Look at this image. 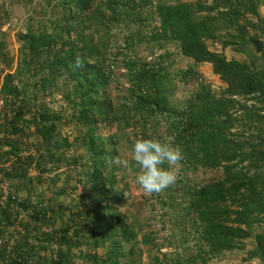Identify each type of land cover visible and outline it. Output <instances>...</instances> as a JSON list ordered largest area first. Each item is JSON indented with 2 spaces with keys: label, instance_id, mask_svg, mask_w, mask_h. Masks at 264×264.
Masks as SVG:
<instances>
[{
  "label": "trees",
  "instance_id": "1",
  "mask_svg": "<svg viewBox=\"0 0 264 264\" xmlns=\"http://www.w3.org/2000/svg\"><path fill=\"white\" fill-rule=\"evenodd\" d=\"M45 2L48 6L54 3L53 14L54 9L63 10L62 19L49 20L54 26L50 28L52 32L44 26L38 31L30 28L25 35L18 36L22 44L20 55L26 56L17 63L15 74L5 76L1 87V95L6 99L3 111L10 112V117L3 121V130L13 136L10 141L6 140L9 151L5 154V161L12 162L9 160L11 157L19 162L29 160L28 167L31 166L32 157H21L22 149L18 144L32 126L49 147L57 144L59 135L55 131V122L62 120L61 116L46 111L32 114L27 110L31 105L28 104V94L31 91L49 92L57 80L56 76L44 77L41 89L36 87L35 81L33 85L30 83L36 77L34 63L48 57L45 68L54 73L64 70L75 82L71 91L65 93V99L79 110V119L85 126V146L92 154L90 161L82 165L84 175L81 183L90 188L91 193L85 196L86 200L83 199L81 205L80 201H71L62 207L54 200L52 205L43 207V201H39L34 207L29 219L40 224L41 228L39 230L35 226L37 234L33 233L31 237L41 245L60 243V248H66L68 252L55 258L48 254L49 248L41 247L38 264H78L71 253L78 247V238L84 236V231L80 229L71 236L69 223L50 230L55 224L54 216L57 213L65 215L64 210L70 211V223H77L79 218L93 219L88 231L95 248L104 247L106 243L110 245L106 260L94 255L95 264H122L126 254L130 256L136 252L137 235L119 215L117 206L123 193L121 188L117 190L113 181L114 171L110 177L105 172L110 158L118 156L119 132L104 137L100 130L103 125L111 128L120 121H124L125 128H128L130 119L139 116H142L141 120L135 123L142 126L141 133L145 139H155L147 135L150 119L155 122L160 116L171 119L167 135L172 138V145L182 149L184 168H202L220 175L217 181L190 191V205L186 211L194 215L193 222L199 232L197 258L208 264L209 259L219 258L226 252L245 250L246 243L250 241L253 248L248 252V259L264 264V45L262 56L249 54L247 64L228 60L223 52H212L208 44L209 41L219 43L223 49L236 45L246 48L252 44V40L257 38L249 35L244 24L247 16H259L258 10L264 5V0H212L211 5L205 1L188 3L177 0L172 3L162 1L156 6L150 3L151 0ZM155 16L160 27L149 37H142L138 31H143L145 22ZM247 25L251 23L248 21ZM126 30L128 35L118 45L115 58H125L122 67L127 70L130 90L124 102L114 107L107 93L113 75L107 57L113 48V39L116 40L115 34ZM262 32L264 34L263 29ZM161 42L173 43L180 54L193 61L196 67L211 64L214 74L226 86L220 96L202 84L184 107H174L170 99L175 86L173 78L171 81L164 74L159 63L141 64L127 53L133 46L143 43L150 47L158 44L161 48ZM58 44H61V51L54 54ZM182 75L184 79L199 78V73L191 68ZM16 81L22 85L15 84ZM28 114L31 115L29 119L26 118ZM65 146L71 147L68 143ZM51 162L58 164L61 159ZM35 166L42 175V167L45 166L42 156ZM21 167L26 174L28 167ZM2 171L9 179L20 177L19 169L14 166L11 172ZM52 182L54 184L55 179ZM64 193L62 189L58 196ZM11 201L19 209L30 207L27 201H19L17 197H11ZM61 208H64L63 214L58 212ZM2 216L6 218L5 211ZM119 236L126 244H131L130 250L123 251ZM144 238L145 244L152 241L148 236ZM22 246L29 254L37 249L36 245L28 248L24 243L20 248L16 247V253L19 254ZM20 259L23 260L22 257ZM14 262L21 264L18 259ZM168 262L179 264L176 259ZM155 263L164 264L158 259Z\"/></svg>",
  "mask_w": 264,
  "mask_h": 264
},
{
  "label": "rangeland",
  "instance_id": "2",
  "mask_svg": "<svg viewBox=\"0 0 264 264\" xmlns=\"http://www.w3.org/2000/svg\"><path fill=\"white\" fill-rule=\"evenodd\" d=\"M162 1L172 3L177 0H151L150 3L156 6L157 3ZM183 1L188 3L205 1L209 5L212 3V0ZM46 2L45 0H0V257L4 258L0 259V264H16L14 262L16 259L21 264H24L25 261H29L25 264H38L41 247L49 248L48 254L55 256V258H59L60 253L68 254L65 251L66 248H62L64 251L60 248V243L41 245L38 243L39 241L34 240L31 235L33 233L37 234L35 226L39 230L41 226L30 221L29 218L39 201H43V207L52 205L54 200L59 205H66L71 201H76V203L80 201L81 205L85 196L91 193L90 188L81 183L84 175L82 165L90 161L92 154L86 150L84 137L87 134L85 133V126L79 119V110L75 109L65 99V93L71 91L75 82L64 70L54 73L49 68H45L48 57H42L40 62L36 61L34 63L33 68H37L36 77L30 83L33 85L35 81L37 83L36 87L41 89V79L44 77L56 76L57 80L52 90L49 91L50 93L31 91L28 94L30 102H27L31 105L27 110L31 111L32 114L36 111H46L48 113H58L61 116L62 120L55 122V131L59 135L56 140L57 144L54 147H49L50 145L44 142L43 137L32 126L30 130L26 131L18 144L22 149L21 157H32L31 166L28 167L29 160L19 162L17 159L14 161L12 157L9 159L12 162H6L7 157L5 154L9 151L6 140L10 141L13 136L9 131L3 130V121L5 118L10 117V112L3 111L6 99L1 95V87L5 76L15 74L17 63L21 62L26 56V54L20 55L22 44L19 42L18 36L25 35L30 28L33 31H38L44 26L52 29L54 26L49 23V20L62 19L63 10L54 9L53 14L51 11H53L52 5L54 3L48 6ZM258 14V17L247 16L248 20L244 24L249 35L257 38L252 40L253 46L252 44L246 45V49L236 45L223 49L221 44L209 41L210 50L212 52H223L228 60L247 64H249V54L261 57L263 51L258 53L253 41L260 40L264 45V34L262 32V29L264 30V5L259 8ZM248 21L251 23L250 26L247 25ZM158 27H160V22L155 16V18H149L142 27L143 31H138V33L142 37H149ZM51 29L50 32H52ZM127 35V30L115 34L116 40L113 39L114 45H112L113 48L109 51L107 57L108 64L112 66L110 71L113 74L107 93L114 107L121 105L124 102L123 99L129 96L130 83L126 77L127 70L122 67L125 58H115L118 45ZM161 43L163 45L161 48L158 44L151 47L145 43L139 44L133 46L127 53L129 57L137 59L141 64L156 65L159 63V67L162 68L164 74L171 81L173 78L175 86L170 99L174 107H184L191 97L199 91L202 84L209 86L216 96H220L226 86L214 74L211 64L204 63L196 67L193 61L180 54L173 43ZM60 49L61 44H58L53 50L54 54L60 52ZM190 68L199 73V78H183L182 74ZM15 84L22 85L20 81H16ZM34 95H36L35 101L33 99ZM32 102L34 106H32ZM41 105H44L43 108ZM26 118H31V115H26ZM141 118L142 116L132 117L128 128H125L124 121H120L116 122L111 128L103 125L100 130L101 136L104 137L119 132L118 156L114 159L110 158L105 172L106 176L110 177L111 172L114 171L113 181L116 182L117 190L121 188L120 190L123 193V198L117 204L119 215L132 227L137 235L135 241L136 254H131L132 258L126 254L123 257L122 264H156L155 259L164 264H171L168 261L175 259L179 264H203L201 259L197 258L200 250L197 243L199 232L196 223L193 222L194 215L188 214L186 209L190 205V191L217 181L220 175L217 172L203 170L202 168L185 169L181 164L178 179L174 185L160 193L145 194L135 182L138 169L134 167L130 151L131 145L137 139L143 137L141 133L142 126L135 123V121H140ZM157 120L155 122L154 119H150L147 135L161 142L172 144V138L167 135L171 119L160 116ZM65 142L71 147H66ZM40 156L45 161V166L42 167L44 171L42 175L35 166ZM54 159H61V162L52 164L51 161ZM13 166L19 169L21 178L9 179L8 176L2 174V169L11 172ZM21 166L28 167L26 168V174L22 172ZM40 176L41 180L38 179ZM180 182H182L181 185ZM62 189L65 193L58 196L59 191ZM11 197H15V199L17 197L19 201H27V206H30L29 209L17 208L16 203L9 202ZM91 203L89 201L88 204L91 205ZM63 205L62 207H64ZM63 209L61 208L58 212L63 214ZM55 210L56 206L54 207ZM86 210L87 208L84 209V213ZM4 211L6 212V218L2 216ZM64 212V216L58 213L54 216L56 219L55 224L50 227V230L52 228L59 229L69 223L68 225H71L72 228L71 236L80 229L84 231V236L78 238V247L71 253V257L74 258L76 263L95 264L94 255L106 260L110 245L106 243L105 246L103 245L104 247L95 248L94 243H92L91 232L88 231L92 226L93 219L79 218L77 223H70V211L64 210ZM82 216H85V214L82 213ZM146 236L152 239L147 244H145L146 240L144 238ZM58 238L60 239V237ZM119 238V243L124 247L123 251L130 250L131 244H126L127 242L123 241L121 236ZM75 239L76 237H73V240ZM24 243L28 245V248L36 245L37 249L29 254L27 248L22 246L19 254L16 253V249ZM246 245L247 247L243 251L226 252L219 258L209 259L208 264H259L258 260L248 259V252L252 250L253 245L250 241ZM28 254L30 257H28ZM21 257L23 260L20 259ZM165 258H167L166 263L164 262L166 261Z\"/></svg>",
  "mask_w": 264,
  "mask_h": 264
},
{
  "label": "clouds",
  "instance_id": "3",
  "mask_svg": "<svg viewBox=\"0 0 264 264\" xmlns=\"http://www.w3.org/2000/svg\"><path fill=\"white\" fill-rule=\"evenodd\" d=\"M130 151L138 169L135 182L145 194L160 193L176 183L184 159L179 146L141 137L131 145Z\"/></svg>",
  "mask_w": 264,
  "mask_h": 264
},
{
  "label": "water",
  "instance_id": "4",
  "mask_svg": "<svg viewBox=\"0 0 264 264\" xmlns=\"http://www.w3.org/2000/svg\"><path fill=\"white\" fill-rule=\"evenodd\" d=\"M255 47L257 48V52L260 53L262 51V41L255 40L253 41Z\"/></svg>",
  "mask_w": 264,
  "mask_h": 264
}]
</instances>
